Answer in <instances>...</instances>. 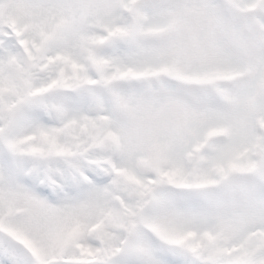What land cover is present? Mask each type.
I'll list each match as a JSON object with an SVG mask.
<instances>
[{
  "label": "snow or ice",
  "instance_id": "1",
  "mask_svg": "<svg viewBox=\"0 0 264 264\" xmlns=\"http://www.w3.org/2000/svg\"><path fill=\"white\" fill-rule=\"evenodd\" d=\"M0 264H264V0H0Z\"/></svg>",
  "mask_w": 264,
  "mask_h": 264
}]
</instances>
